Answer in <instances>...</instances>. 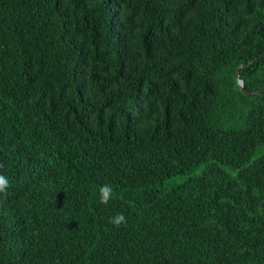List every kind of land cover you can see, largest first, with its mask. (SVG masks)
Returning a JSON list of instances; mask_svg holds the SVG:
<instances>
[{
  "label": "trees",
  "instance_id": "obj_1",
  "mask_svg": "<svg viewBox=\"0 0 264 264\" xmlns=\"http://www.w3.org/2000/svg\"><path fill=\"white\" fill-rule=\"evenodd\" d=\"M0 164V264H264V0H0Z\"/></svg>",
  "mask_w": 264,
  "mask_h": 264
},
{
  "label": "clouds",
  "instance_id": "obj_2",
  "mask_svg": "<svg viewBox=\"0 0 264 264\" xmlns=\"http://www.w3.org/2000/svg\"><path fill=\"white\" fill-rule=\"evenodd\" d=\"M4 165L0 164V168H3ZM10 187L9 180L6 176L0 174V194L7 193V189ZM113 187L109 184H105L99 189V199L103 204H108L113 196ZM109 223L113 224L117 228L127 225V218L122 213L116 214L114 217L109 218Z\"/></svg>",
  "mask_w": 264,
  "mask_h": 264
},
{
  "label": "water",
  "instance_id": "obj_3",
  "mask_svg": "<svg viewBox=\"0 0 264 264\" xmlns=\"http://www.w3.org/2000/svg\"><path fill=\"white\" fill-rule=\"evenodd\" d=\"M237 77H238V81H239L241 88L244 90V80L240 78L239 71L237 72Z\"/></svg>",
  "mask_w": 264,
  "mask_h": 264
}]
</instances>
